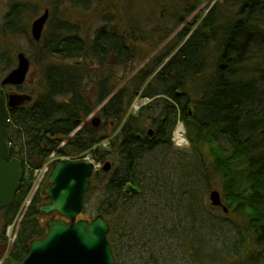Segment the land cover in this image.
I'll use <instances>...</instances> for the list:
<instances>
[{"label":"trees","instance_id":"16d2710c","mask_svg":"<svg viewBox=\"0 0 264 264\" xmlns=\"http://www.w3.org/2000/svg\"><path fill=\"white\" fill-rule=\"evenodd\" d=\"M194 1L195 8L206 0ZM88 3L72 0L84 9ZM235 5L239 11L232 19L224 6L211 7L186 42L182 39L187 28L152 57L142 73L130 78L132 84L119 89L114 80L121 74L114 79L113 68L135 61L142 48L148 47L147 41L151 50L156 49L158 39L171 34L174 26L169 24H178L177 14L170 15L169 21L160 19L158 29L150 30L133 16L126 23L115 20V25L102 26L87 39L67 23L50 22L44 38L34 43L25 26H19L22 14L31 9L25 11V6L13 3L0 26V40L18 35L29 41L30 48L34 47L29 59L39 68L40 82L32 103L9 111L6 141L9 157L20 161L21 178L12 202L0 210L3 230L31 188L32 170L52 153L88 152L97 164L111 163L109 172L100 170L92 176L84 204L91 201L90 192L99 195L95 214L110 226L108 241L119 264L127 256L135 257V264H177L178 255H167L165 249L187 253L183 257H189L192 264H264V25L257 23L258 16L264 17V0H238ZM1 50L0 43V80L14 68L13 60ZM257 50L259 59H255ZM162 64L163 69L142 87ZM138 94L147 103L135 114L128 113ZM97 109L103 132L86 123ZM178 122L185 130L189 166L184 155L172 153V133ZM108 125L112 126L110 134L105 132ZM104 141L106 146H100ZM63 142L65 149H59ZM156 149L165 151L167 157L181 158L175 168L188 193L173 190L165 205L157 203L152 210L146 204L137 215L141 196L147 190L154 193L147 188L150 180L140 173V165ZM187 167L198 173V194L186 185ZM128 185L138 192L130 194ZM217 187L226 212L203 204V196ZM41 191L24 214L4 264L19 263L30 243L45 236L46 223L54 215L39 212L48 202ZM155 194L158 197L161 192ZM188 214L190 227L183 219ZM219 219L230 223L234 236L222 253L214 250L204 255V241L193 225L199 233L208 232V225L213 228ZM137 244H145L146 254L136 250Z\"/></svg>","mask_w":264,"mask_h":264},{"label":"rangeland","instance_id":"374dc122","mask_svg":"<svg viewBox=\"0 0 264 264\" xmlns=\"http://www.w3.org/2000/svg\"><path fill=\"white\" fill-rule=\"evenodd\" d=\"M81 1V0H80ZM238 0H206L201 7L199 8L198 5L194 8L196 1L194 0H89V3L86 5L87 9H84L83 7H78L72 4V0H0V26L3 24L4 16L7 13L9 7L13 3H19L21 6H25L24 10L29 11L31 9L32 12H25L22 14V19L19 24L20 27L23 25L25 26V30L27 33H30V39L34 43H39L42 38H44V35L46 33V30L48 29L50 22H56L59 21L63 25L67 23V25H70L75 31L79 33L80 36L83 38H92L94 32L96 29L101 28L102 26L106 25H115V20H120L124 23L127 22V19L131 16L136 18L140 25H145L147 29H153L157 27V24L159 23V20L162 19V21H165L170 15H176L179 16V20H177L178 24L170 25L174 26L171 34L166 39H158L157 43L158 46L156 49L151 50L149 47V41H147V48H142V52L139 53L138 57L135 61H131L129 64L121 67H114L113 68V78L118 79L117 75L121 74V78L116 81L118 84V88H123L124 86H127L128 84H132L130 81V78L133 75H138L139 73H142L145 69V65L151 60L152 57H154L160 49L165 47L167 44L170 43V41L173 40V37H175L179 32H182L184 29H188V31L185 34V37L182 39V43L186 42L192 34L197 30L199 25L202 22V19L208 14V12L211 10V7L214 5H221L224 6L227 14H229V18L232 19L236 14H238L239 6L235 5V2ZM165 6V8H164ZM190 7V9H185L186 7ZM194 8V9H193ZM185 9V10H184ZM193 9V10H192ZM48 11V18L46 21V25H44L45 29L41 32V37L39 41H34L32 39L31 34V26L32 23L39 17L44 14L45 11ZM183 10V11H182ZM192 10V11H191ZM191 11V12H190ZM181 12V13H179ZM190 12V13H189ZM32 13V15H31ZM179 13V14H178ZM124 19V20H123ZM170 21L169 23H171ZM175 23V22H174ZM257 23L258 25H264V17L258 16L257 17ZM146 37V36H145ZM1 39V38H0ZM1 43V52H3L6 57H9L11 60H13V66L15 68L16 61L15 58H17L18 53H24V55L29 59V55H32L34 52V47L30 48V43L27 39H25L22 36L18 35H9L6 37V40H0ZM262 48V47H260ZM144 52L148 54L146 57L144 55ZM255 59H259V53L258 50L255 53ZM167 62L165 60L164 64ZM29 69L26 72L25 79H24V88L23 90L26 91L31 96H36L38 89H36L37 85L39 84V79H37L39 68H37L34 63L31 62L29 59ZM164 64L160 65V67L154 68L152 74L150 77L142 84V87H145L149 80L153 77H155L164 67ZM3 67V66H2ZM13 68V69H14ZM3 70V68H2ZM11 73L10 71L8 72ZM7 73V74H8ZM132 74V75H131ZM124 78H127V81H123ZM128 82V83H127ZM3 95H7L10 93H14L15 91L13 89L5 88L0 89ZM18 92V91H16ZM146 101H143L139 98V96H136L134 100L131 102L129 106L128 113L134 114V112L139 109L141 106L144 105ZM92 119L98 120V126L94 127L90 125V122ZM87 124H89V128H92L96 131H102L100 130L102 128V121L100 119V116L98 115V112H93L91 115H89L86 118ZM182 124V122H178L173 130L172 133V142H173V154L185 156L187 160L188 166L190 165V154L188 152V142L185 138V130L184 126L183 128V140L184 144L182 146L178 145L175 138H174V132L179 126ZM183 125V124H182ZM148 128V127H147ZM153 128V126H152ZM112 129V126L109 125L106 126L105 132L106 134H110V131ZM78 129H76L69 137L72 138ZM66 142H63L60 146V148L65 149ZM107 143H105L104 146H106ZM79 160L78 159H68L71 156L64 157V155L56 156L61 161L64 162H91L97 165L96 167H99L100 169L104 167L103 164H97L92 159L90 160L89 153L84 152L81 153ZM174 155L173 157H167V153L162 151L161 149H156L153 151L150 155L147 156L146 159H144L141 162V169L140 173L149 179V186L147 187L149 190H153V194H149V191L147 190L144 195L141 196L137 206L140 207L137 209V215L140 214V212L144 211V207L147 204L149 209L154 210V206H156L157 203H162V205H165V198H170L174 192H182L184 195V192L188 193L187 190L185 191L183 189V183H180V172H178L175 168V161H180L181 158L176 157ZM54 160L52 157L49 159V162ZM108 163L110 165L111 170V163ZM104 163V164H105ZM194 168V167H193ZM192 167L188 168L187 171L188 177L186 178V185H189V188L192 189L193 192L198 194L199 188H200V182L196 181L198 179V173H195L196 171ZM108 172V171H107ZM93 176V175H92ZM213 178V176H211ZM192 182L196 183L194 187L192 186ZM219 185V181L217 182ZM91 184V183H90ZM90 186L88 190L85 193V196L87 192L89 191ZM214 190L220 194V189L214 188ZM92 191V190H91ZM155 192H161V195L156 197ZM90 192V199L91 201L84 205L82 213L77 218L78 220H87L91 221L95 218V206L96 201L98 199V196L95 194V192ZM208 195L206 194L203 196V204L205 206H208ZM221 196V195H220ZM85 199V198H84ZM26 203V199L22 201L21 207L24 206ZM166 211L167 209L164 208ZM217 215L223 216L222 213H218ZM22 216V215H21ZM20 216V217H21ZM167 218V216H165ZM185 224H187L188 227L191 226V219L189 218V214L186 215L184 218ZM20 221V218H19ZM19 221L15 224V228L10 229L13 222L10 223V226L8 225L5 230H3V219L0 217V261L6 260V257L8 255V252L11 248V246L14 244V237L16 234V228L19 223ZM140 222V219L137 221V223ZM110 227V226H109ZM194 232L198 233L199 236L203 239L205 247L201 250V252L204 255H210L213 253L214 250H217L219 252H223L224 248L230 245L231 241V235L233 233L231 232V226L230 223L226 220L219 219L217 222V225H214L213 228H211V225L209 224L208 232L199 233L194 225ZM212 229H214L212 232ZM110 232V231H109ZM226 235V237H224ZM108 241V236H107ZM109 243V241H108ZM110 245V244H109ZM111 248V246H110ZM145 248V244L142 246H136V250L138 252H142L146 254L147 249ZM163 252L167 255L173 254L178 255L177 259L179 260V264H192L189 261V257H183L187 253L184 252L182 255V251L179 250L178 252L175 251H169L168 249L163 250ZM172 252V253H171ZM112 253V250H111ZM153 252V256H154ZM113 255V253H112ZM114 258V256H113ZM186 258V259H185ZM135 257H126L123 261H126L128 264H135ZM115 264L118 263L117 260H115ZM146 261V258L143 260ZM177 263V264H178ZM1 264V262H0ZM119 264V263H118Z\"/></svg>","mask_w":264,"mask_h":264},{"label":"water","instance_id":"95a60500","mask_svg":"<svg viewBox=\"0 0 264 264\" xmlns=\"http://www.w3.org/2000/svg\"><path fill=\"white\" fill-rule=\"evenodd\" d=\"M48 12L37 18L31 26V36L39 41L41 32L47 21ZM29 69V61L23 54L17 55V67L2 81V85L20 86ZM30 97L11 94L7 97L6 106L0 96V210L11 203L21 177L20 163L8 161V149L5 142L8 123L7 110L21 107L29 102ZM190 114V113H189ZM98 126V120L91 122ZM151 131L148 132V135ZM110 170L106 163L102 169ZM93 167L85 163H68L55 160L42 194L49 203L39 208L45 216L56 214L64 219L50 221L46 224V235L43 239L30 243L28 254L19 262L11 264H115L107 236L110 227L100 215L91 221L79 220L77 216L83 208L84 196L90 186ZM127 190L132 194L136 189L130 186ZM212 207H221L220 196L216 191L209 194ZM226 212L224 207H221Z\"/></svg>","mask_w":264,"mask_h":264},{"label":"bare ground","instance_id":"6f19581e","mask_svg":"<svg viewBox=\"0 0 264 264\" xmlns=\"http://www.w3.org/2000/svg\"><path fill=\"white\" fill-rule=\"evenodd\" d=\"M183 134V128L181 125L177 126L175 132H174V138L178 145L182 146L184 144V140L182 137Z\"/></svg>","mask_w":264,"mask_h":264},{"label":"flooded vegetation","instance_id":"af4514ba","mask_svg":"<svg viewBox=\"0 0 264 264\" xmlns=\"http://www.w3.org/2000/svg\"><path fill=\"white\" fill-rule=\"evenodd\" d=\"M5 88H9V89H13L15 92L16 91H18V92H16V93H18V94H24V95H29V96H31L30 94H28L26 91H24L23 90V88H24V85L22 86V87H20V88H13V87H5ZM32 97V99H33V96H31ZM36 97V96H35ZM87 123V122H86ZM81 126H82V124H81ZM80 126V127H81ZM80 127L78 128V130L80 129ZM52 220H62L61 218H58L57 216H53V218H52Z\"/></svg>","mask_w":264,"mask_h":264}]
</instances>
